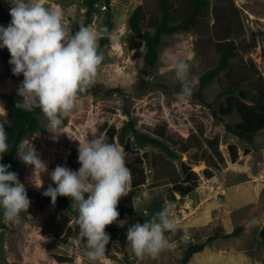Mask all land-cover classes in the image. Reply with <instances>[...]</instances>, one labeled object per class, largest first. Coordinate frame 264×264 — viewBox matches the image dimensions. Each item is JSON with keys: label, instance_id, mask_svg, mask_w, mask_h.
Returning <instances> with one entry per match:
<instances>
[{"label": "rangeland", "instance_id": "1", "mask_svg": "<svg viewBox=\"0 0 264 264\" xmlns=\"http://www.w3.org/2000/svg\"><path fill=\"white\" fill-rule=\"evenodd\" d=\"M84 1L41 0V3L61 7L73 28L74 24H82L85 20ZM170 1L180 18L186 7L185 0ZM209 1L210 10L195 29L164 37L157 65L149 69L144 62L145 47L133 49L130 44L129 18L139 5H143L144 29L153 33L159 18L158 0H111L114 28L110 44L102 51L104 60L96 80L101 92L79 95L77 106L62 117L64 134L56 139L47 130V118L40 114L41 130L26 139L19 150L27 151L33 145L47 165V172L36 170L33 173V168L18 157L19 181L26 191L38 193L49 185L56 187L50 173L57 165L68 167L70 153L78 152L76 140L100 137L105 125L120 129L131 119L140 132L156 135V131L165 130L166 141L179 155L171 159L172 163L181 170L184 161L199 173L200 183L196 190L185 197L176 195L178 201L173 216L177 230L166 233L170 247L157 257L138 258L129 251L127 231L123 227L135 218L143 222L150 219L156 201L165 203L171 192V185L156 179L150 155L146 162L150 186L133 198V217H125L122 221L126 223L117 221L106 227L111 239L103 264H184L188 246L207 241L204 250L187 264H264V243L258 238L264 226V130L252 143L227 130V123L236 124L240 120L237 113L219 114L220 107L225 105L226 97L220 93L226 86L227 73L221 74L199 94L200 78L216 65L217 43L227 35L230 26L234 31L229 40H234L238 48L231 76L250 79V83L259 75L264 79V0ZM100 6L103 3L97 6L90 25L97 30L106 29L107 9ZM0 7L9 15L11 5L7 0H0ZM215 15L219 16V21ZM0 22L10 23L2 12ZM105 34L102 32V37ZM7 54L6 48H0V115L11 122L8 98L22 99L17 90L23 75L12 74ZM178 54L191 65L192 95L186 100L177 97L180 83L172 69ZM245 89L252 99L255 96L253 87L246 84ZM185 144H192L193 148L184 153L182 146ZM230 145H235L239 151L236 162L231 160ZM145 151L152 153L154 158L160 155L150 147ZM159 164L157 168H165ZM205 169L212 171L211 178L203 173ZM41 182L42 186L37 187ZM77 216L71 206L38 201L30 204L28 212H21L19 222L14 223L5 222L2 209L0 264H93L85 256L84 241L77 242L79 233L68 235L78 226ZM239 228L236 236L225 237ZM59 255L69 256L72 261L59 263L55 258Z\"/></svg>", "mask_w": 264, "mask_h": 264}, {"label": "clouds", "instance_id": "2", "mask_svg": "<svg viewBox=\"0 0 264 264\" xmlns=\"http://www.w3.org/2000/svg\"><path fill=\"white\" fill-rule=\"evenodd\" d=\"M7 2L11 5V21L7 27L0 26V48H6L10 54L12 74L23 75L17 90L22 99L16 108L29 112L39 108L49 122L47 130L56 139L64 134L62 117L77 106L79 95L96 83L104 60L99 41L107 29L81 24L73 32L68 15L59 6L48 7L41 0ZM172 69L180 83L177 97L190 98V63L178 54ZM76 141L80 168L74 171L57 165L50 173L56 187L49 185L43 195L50 197L53 204L60 196L71 200V207L78 213L77 242L84 241L88 261L103 264L111 239L106 227L120 221L118 205L128 195L131 171L121 145L108 142L104 136ZM9 149L5 123L0 122V160ZM17 155L33 168V173L47 172V165L33 145ZM10 167L0 163V208L5 222L15 223L19 222L21 212H28L31 201L17 173L9 171ZM41 186L42 182L37 187ZM174 209L173 202L165 201L150 219L127 228L126 241L131 254L141 259L154 258L170 247L166 233L177 230ZM184 238H188L186 231Z\"/></svg>", "mask_w": 264, "mask_h": 264}, {"label": "trees", "instance_id": "3", "mask_svg": "<svg viewBox=\"0 0 264 264\" xmlns=\"http://www.w3.org/2000/svg\"><path fill=\"white\" fill-rule=\"evenodd\" d=\"M99 1L101 0L84 1L87 11L85 20L82 23L83 25L90 26L92 24L94 14L98 10L97 6H99ZM102 1L103 6L100 7H105V9H107V32L99 41L101 51H103L105 46L110 44L111 31L114 28L111 0ZM185 2L186 7L183 10V15L179 18L180 15L178 14L177 8L174 7L170 0H158L159 18L154 24L153 33L144 29V20L146 16L143 5H139L131 14L129 18V28L131 31L130 44L133 49L142 46L145 47L144 62L147 68L152 69L157 65L159 60V48L163 45L165 36L195 29L201 19L207 16L211 6L209 0H185ZM0 12L4 14V17L9 23L11 21V16H9L2 7H0ZM215 16L219 21V16ZM80 25L79 23L74 24L72 31H78ZM0 26L7 27L8 25L5 22H0ZM233 31L234 29L230 26L227 35L217 43V52L219 53L218 61L213 68L207 70L200 78L199 94H202L221 74L227 73L226 86L220 93L221 96L226 97L225 105L220 107L219 114L221 116H229L233 113H237L240 118L239 122L236 124L227 123L226 128L230 133L241 140L252 143L255 137L264 130V79L262 75H259L250 83V79H234L231 76L233 61L238 56V48L234 40H229ZM7 56L10 58V54H7ZM246 84L251 85L255 91V96L252 99L249 95V91L245 89ZM99 92H101V86L99 83H95L84 93ZM18 101L19 100L14 97L8 98V105L11 109V122H7L5 118L0 115V122L5 123L8 143L10 145L9 152L4 154L0 163L10 165L9 171L15 173L18 166L17 153L26 139L41 130L39 115L42 114L39 108L30 112L16 108V103ZM164 132L165 130H158L155 133L156 135L140 132L131 119L120 129L115 125H105V127L101 128V136L106 137L108 142L119 144L124 148L126 153V166L131 171L132 180L129 190L130 193L126 197L121 198L118 205L120 221L124 220L125 217L134 216L135 208L133 206V198L140 194L143 189L150 186L146 169V162L150 155L152 157L150 162L155 170L156 179H162L166 185H171L168 201L175 204L178 201L176 195L185 197L199 186L200 175L192 166L183 161L181 163V170H178L175 164L172 163L171 159H176L179 155L170 143L166 141L167 139H165ZM147 147L157 150L160 154L159 157L157 156L154 158L152 153L149 154V152L145 151ZM191 148H193L192 144H185L182 146V151L185 153ZM229 149L232 162H236L239 158L237 147L235 145H230ZM245 152L247 154L249 151L246 150ZM159 163L165 165V168H157L158 165L161 166ZM212 163L213 165L215 164V162ZM67 166L74 171L80 168V164L78 163V152L72 151L70 153L67 158ZM203 173L208 178L213 176L212 171L209 169H205ZM44 191L45 190L38 193L27 191L31 204L38 201L50 202L51 198L44 196ZM56 202L66 207L71 206V200L67 197L60 196L57 198ZM163 205V201H156L154 207L151 209L150 218L154 213L159 212ZM0 214H2V208H0ZM136 222L143 223V220L141 218H135L133 221L124 225L123 230L127 231V228ZM240 230L241 228L236 229L234 232L225 235V237L236 236L239 234ZM77 233H79V226L76 227L74 233L70 231L68 235L70 236ZM213 238L214 237L210 239ZM258 238L264 243V226L259 232ZM207 242L189 245L184 253L183 263L187 264L195 254L202 252ZM55 258L59 263L72 261L71 257L65 255H59Z\"/></svg>", "mask_w": 264, "mask_h": 264}, {"label": "water", "instance_id": "4", "mask_svg": "<svg viewBox=\"0 0 264 264\" xmlns=\"http://www.w3.org/2000/svg\"><path fill=\"white\" fill-rule=\"evenodd\" d=\"M103 3V1L101 0V1H99V4L101 5Z\"/></svg>", "mask_w": 264, "mask_h": 264}]
</instances>
